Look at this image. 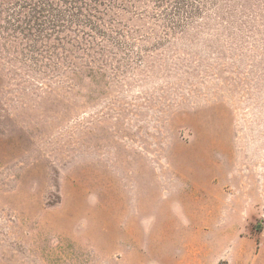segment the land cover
Instances as JSON below:
<instances>
[{
    "label": "rangeland",
    "instance_id": "obj_1",
    "mask_svg": "<svg viewBox=\"0 0 264 264\" xmlns=\"http://www.w3.org/2000/svg\"><path fill=\"white\" fill-rule=\"evenodd\" d=\"M113 2L0 27V264H264V0Z\"/></svg>",
    "mask_w": 264,
    "mask_h": 264
},
{
    "label": "trees",
    "instance_id": "obj_2",
    "mask_svg": "<svg viewBox=\"0 0 264 264\" xmlns=\"http://www.w3.org/2000/svg\"><path fill=\"white\" fill-rule=\"evenodd\" d=\"M113 6V0H0V27L13 31L5 33L9 36L37 43L68 32L84 38L85 34L110 30L103 20Z\"/></svg>",
    "mask_w": 264,
    "mask_h": 264
},
{
    "label": "crops",
    "instance_id": "obj_3",
    "mask_svg": "<svg viewBox=\"0 0 264 264\" xmlns=\"http://www.w3.org/2000/svg\"><path fill=\"white\" fill-rule=\"evenodd\" d=\"M204 247H206V246L204 245ZM199 254H200V255H203V254H204V250L202 249V251H200Z\"/></svg>",
    "mask_w": 264,
    "mask_h": 264
}]
</instances>
